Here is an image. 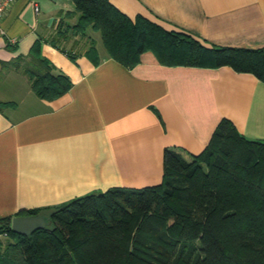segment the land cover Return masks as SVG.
Wrapping results in <instances>:
<instances>
[{
  "label": "crops",
  "instance_id": "obj_1",
  "mask_svg": "<svg viewBox=\"0 0 264 264\" xmlns=\"http://www.w3.org/2000/svg\"><path fill=\"white\" fill-rule=\"evenodd\" d=\"M109 2L132 21L148 19L206 46L264 48V0ZM78 17L73 0H16L0 21V218L159 185L165 150L200 155L223 119L264 140V83L256 76L229 66H166L151 52L127 67L94 30L72 38L68 52L48 40ZM89 37L98 64L85 53ZM37 41L72 83L55 99L40 98L18 69Z\"/></svg>",
  "mask_w": 264,
  "mask_h": 264
},
{
  "label": "trees",
  "instance_id": "obj_2",
  "mask_svg": "<svg viewBox=\"0 0 264 264\" xmlns=\"http://www.w3.org/2000/svg\"><path fill=\"white\" fill-rule=\"evenodd\" d=\"M73 1L78 22L48 39L65 52L72 38L94 30L108 55L127 67L151 52L166 66H229L264 83V48L206 46L148 19L132 21L109 0ZM85 53L99 63L90 37ZM27 59L18 69L40 98L70 90V80L42 56L40 41ZM31 215L49 216V226L21 236L13 217L0 218V264H264V140L246 138L223 119L200 155L165 150L161 184L112 188L16 214Z\"/></svg>",
  "mask_w": 264,
  "mask_h": 264
},
{
  "label": "water",
  "instance_id": "obj_3",
  "mask_svg": "<svg viewBox=\"0 0 264 264\" xmlns=\"http://www.w3.org/2000/svg\"><path fill=\"white\" fill-rule=\"evenodd\" d=\"M48 226L49 216L47 215L15 216L12 219V230L21 236H30Z\"/></svg>",
  "mask_w": 264,
  "mask_h": 264
},
{
  "label": "built area",
  "instance_id": "obj_4",
  "mask_svg": "<svg viewBox=\"0 0 264 264\" xmlns=\"http://www.w3.org/2000/svg\"><path fill=\"white\" fill-rule=\"evenodd\" d=\"M16 2V0H0V21L5 17L8 10ZM40 8L36 6V12L38 13Z\"/></svg>",
  "mask_w": 264,
  "mask_h": 264
},
{
  "label": "rangeland",
  "instance_id": "obj_5",
  "mask_svg": "<svg viewBox=\"0 0 264 264\" xmlns=\"http://www.w3.org/2000/svg\"><path fill=\"white\" fill-rule=\"evenodd\" d=\"M96 37H98L97 38V41H98V44L99 45H102V41H101V39H100V35L99 34H96ZM1 241H3V246H6L7 245V239L5 238V237H3L2 239H1Z\"/></svg>",
  "mask_w": 264,
  "mask_h": 264
}]
</instances>
